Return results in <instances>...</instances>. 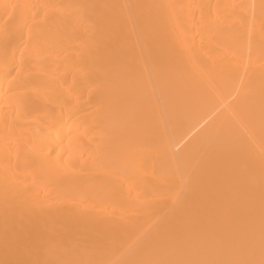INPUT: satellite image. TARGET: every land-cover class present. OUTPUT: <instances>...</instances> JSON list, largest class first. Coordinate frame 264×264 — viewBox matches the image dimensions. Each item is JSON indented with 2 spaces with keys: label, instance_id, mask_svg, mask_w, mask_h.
Masks as SVG:
<instances>
[{
  "label": "bare ground",
  "instance_id": "bare-ground-1",
  "mask_svg": "<svg viewBox=\"0 0 264 264\" xmlns=\"http://www.w3.org/2000/svg\"><path fill=\"white\" fill-rule=\"evenodd\" d=\"M0 264H264V0H0Z\"/></svg>",
  "mask_w": 264,
  "mask_h": 264
}]
</instances>
